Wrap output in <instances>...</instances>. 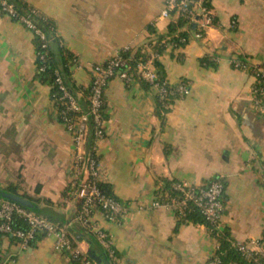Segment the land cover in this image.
I'll use <instances>...</instances> for the list:
<instances>
[{
    "label": "crops",
    "instance_id": "obj_1",
    "mask_svg": "<svg viewBox=\"0 0 264 264\" xmlns=\"http://www.w3.org/2000/svg\"><path fill=\"white\" fill-rule=\"evenodd\" d=\"M21 1L54 21L61 46L75 58L71 71L80 97L90 86L91 67L122 49L143 48L154 66L149 42L178 21L160 16L164 0ZM210 2L203 32L186 22L178 29L187 32L186 43L168 44L157 58L168 81L187 80L190 94L159 113L156 92L141 77L131 83L116 77L106 87L98 164L102 182L128 212L108 221L98 211L96 219L112 235L116 264H203L216 253L219 241L205 223L181 219L163 203V180L198 185L222 178V227L235 242L263 234L264 113L251 97L255 76L233 59L244 55L264 66V0ZM207 55L216 68L201 64ZM73 155L72 134L57 117L51 87L36 77L34 33L0 11V190L14 188L39 213L71 222L74 245L87 256L91 245L79 238V204L70 191ZM0 252L10 264H81L56 250L52 237L23 248L2 236Z\"/></svg>",
    "mask_w": 264,
    "mask_h": 264
},
{
    "label": "built area",
    "instance_id": "obj_2",
    "mask_svg": "<svg viewBox=\"0 0 264 264\" xmlns=\"http://www.w3.org/2000/svg\"><path fill=\"white\" fill-rule=\"evenodd\" d=\"M0 8L6 15L22 23L43 41L46 40V33L38 27L33 17L31 15H19L15 10L14 3L8 0H0ZM37 11L35 9L32 14L36 15ZM160 16L164 18L176 17L177 19L183 17L188 22L197 23L198 27L201 28H205L208 23L210 24L208 7L204 4V0H164ZM203 18L206 21H202ZM180 40L186 41V38ZM153 43L155 40L152 41ZM46 45L43 43L42 47L44 48ZM169 45L174 46L173 43H169ZM149 50L152 52L153 59L159 57L156 51H152L150 45ZM36 57L43 60L45 54L37 51ZM234 64L236 67H242L240 61H236ZM124 65V59L116 53L104 63L91 67L90 93L87 97L89 108L87 110H84L78 98L67 90L61 76L56 72V83L62 91L60 101L66 104V107L60 110V117L62 123L72 134L74 144L75 168L72 184L75 186L73 195L79 204L75 220L96 236L112 260L117 259L112 235L100 226L96 219V213L99 211L108 221H117L126 216L128 207L117 197L102 191L100 187L102 177L96 146L98 141L105 136L106 120L103 117L105 109L102 106L108 83L116 77L123 79L126 83H131L135 79V76L128 73L126 69H119ZM45 68L43 64L39 69L43 71ZM258 70L259 73L264 74V69L259 68ZM136 75V78L141 77L151 84L157 97L166 101L165 106L167 107H169L170 95L177 93L180 96H186L191 92V86L187 80L179 83L175 90L168 91L165 84L157 80L156 70L148 59L138 62ZM255 83L251 89V97L258 109L264 113V87H259ZM70 111L79 114L70 116ZM90 119L93 121V126L89 124ZM90 138L95 139L92 146L88 145ZM262 171L264 175V165ZM196 186L199 184L195 185L184 181L174 183L173 188L181 192V195L164 200L163 203L171 206L179 216H183L186 213L187 203L191 201L209 223L215 225L217 229H222V217L225 210V183L223 179L218 177L206 187L196 189ZM159 204L160 201L154 202V205ZM18 222L22 225H17ZM70 226L71 222L57 223L18 202L0 199V240L2 236H11L17 239L23 248H26L38 240V235L52 237L56 250L69 253L74 260L82 257L81 264H94L74 245ZM236 244L246 257L257 261V254L264 256V230L259 239L249 243L236 242ZM10 262V257H4L0 252V264H10ZM203 264H221V260L213 255Z\"/></svg>",
    "mask_w": 264,
    "mask_h": 264
},
{
    "label": "trees",
    "instance_id": "obj_3",
    "mask_svg": "<svg viewBox=\"0 0 264 264\" xmlns=\"http://www.w3.org/2000/svg\"><path fill=\"white\" fill-rule=\"evenodd\" d=\"M15 5V10L19 15H31L35 22L37 23L38 27L43 30L46 33V40L43 41L38 35L34 34V43L36 47V52L41 51L42 53L45 54V57L43 60L38 59L36 57V77L37 79L44 83L47 84L51 87V94H52V99L57 107V117L58 119L62 122L61 117H60V110L64 109L66 107V104L60 101V97L62 95V91L59 89L57 83H56V72L61 76L62 81L67 88V90L75 95L78 98V101L82 108L84 110H87L89 108V101H88V95L90 93V86L86 90H84V97L79 96V92L81 90V87L78 86L74 80L72 71H71V66L75 62L74 56L71 54L70 51H68L66 48L62 47L60 44V41L58 39V36L56 34V25L54 21L50 18H48L46 15H44L42 12L39 10L37 11V14L34 15L32 14L33 11L36 9L32 7L31 5L22 2L21 0H8ZM204 4L207 5L208 7L211 5L210 0H204ZM0 11L1 8H0ZM3 12V11H2ZM4 13V12H3ZM15 20V19H14ZM187 19L183 17H179L177 23L171 24L169 27V31L165 35H157L155 34V43L152 44V41L149 42V45L152 48V51H156L158 55H161L167 48V44L169 43H174L177 46L184 45L186 41H181V38H186L187 40V32L185 31H178L180 26H183L186 24ZM193 26L191 23V29L193 30ZM198 32H203V28L197 27ZM43 43H46V47H42ZM118 55L122 57L125 61V65L122 67H119L120 70H127L128 73L132 74L136 78V72H137V65L138 62L141 60H146L149 57V54H147L143 48H126L122 49L118 52ZM158 58V57H157ZM154 60V67L156 70L157 74V80L160 83H164L166 88L169 90H175L176 87L178 86L179 83L185 81V79L179 80L176 83H170L168 79L166 78L165 71L161 64L159 63L158 59ZM236 61H240L242 64V67L249 69L252 74L255 76L257 79L256 85L259 87H264V74L259 73V68L261 66H256L254 65L250 58L244 55H238L233 59V62L235 63ZM45 65V70L40 71V66ZM99 64V63H98ZM201 64L204 67H212L216 68L217 67V62L214 60L212 55H207L201 59ZM97 65V64H95ZM264 69V66H262ZM143 86L150 90L152 88L151 84H149L146 80L140 79ZM169 96V95H168ZM179 94H174L169 96V102L173 101L175 98L179 97ZM264 97V96H263ZM165 102L164 100H161L157 97L156 94V106L158 108L159 113H163L165 110ZM103 109H105V100L102 106ZM79 113L76 112H69L70 116H77ZM104 119H106V113H103ZM89 124L93 126V121L90 119ZM93 138H90L88 145L92 146L94 144ZM260 180L264 182V175L263 171L260 172ZM218 176L212 177L210 179L205 180L199 186H196V189L199 187H206L208 186L213 180L217 179ZM224 181V180H223ZM162 187L161 190L162 193H165L166 195L163 196L162 194L161 198L163 200H168L171 197L181 195V192L175 190L173 188L174 183L172 181H167L163 180L162 181ZM225 183V182H224ZM71 189L70 191H74L75 186L72 184L70 185ZM100 187L103 192H105L108 195L115 196L114 193L112 192L110 186L108 184H105L104 182L100 183ZM1 191V190H0ZM5 193L13 194V195H19L16 193L14 188H10L7 190H2ZM23 197H28L26 195H21ZM29 198V197H28ZM27 198V199H28ZM0 199H8L7 197H4L3 195L0 194ZM20 204V203H19ZM22 205V204H21ZM24 206V205H22ZM25 207V206H24ZM28 208V207H26ZM33 211L38 212L34 208H28ZM39 213V212H38ZM41 214V213H40ZM43 215V214H42ZM45 216V215H44ZM179 216V215H178ZM48 217V216H46ZM51 219L50 217H48ZM181 219L184 220H191L195 223H205L212 233L216 236V238L219 241V247L214 254L221 260V264H226L230 262H236L239 264H264V256L256 255L257 261H254L252 258L246 257L244 253H242L236 244V242L232 239L230 236V232L227 227H222V229H217L215 225L209 223L206 218L202 215V213L199 211V209L193 204V202L189 201L187 203V208H186V213L183 216H180ZM52 220V219H51ZM54 221V220H52ZM56 222V221H54ZM58 223V222H57ZM17 225H22V223H16ZM63 224V223H61ZM79 230V238L86 239L90 245H91V251L90 254L87 255L86 257L92 261L95 262L94 259L99 260L98 262L100 264H116L114 260H112L109 256L104 247L99 243L98 239L93 233H90L82 227L80 224L77 225ZM72 230V229H71ZM70 230V232H72ZM43 235H38L37 237L40 238ZM82 257H80L77 261L81 262ZM97 263V262H96Z\"/></svg>",
    "mask_w": 264,
    "mask_h": 264
},
{
    "label": "water",
    "instance_id": "obj_4",
    "mask_svg": "<svg viewBox=\"0 0 264 264\" xmlns=\"http://www.w3.org/2000/svg\"><path fill=\"white\" fill-rule=\"evenodd\" d=\"M0 194L3 195L4 197H7L8 199H10L12 201H15V202H18V203L24 205L25 207L34 208V204L29 199H27L21 195H13V194L5 193L2 190L0 191Z\"/></svg>",
    "mask_w": 264,
    "mask_h": 264
},
{
    "label": "rangeland",
    "instance_id": "obj_5",
    "mask_svg": "<svg viewBox=\"0 0 264 264\" xmlns=\"http://www.w3.org/2000/svg\"><path fill=\"white\" fill-rule=\"evenodd\" d=\"M262 68V67H261ZM263 69V68H262ZM119 219H121V218H119ZM249 243V242H248ZM252 247H253V245H252Z\"/></svg>",
    "mask_w": 264,
    "mask_h": 264
}]
</instances>
